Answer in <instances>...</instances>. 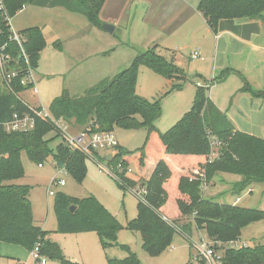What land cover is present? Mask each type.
<instances>
[{"label": "trees", "instance_id": "obj_1", "mask_svg": "<svg viewBox=\"0 0 264 264\" xmlns=\"http://www.w3.org/2000/svg\"><path fill=\"white\" fill-rule=\"evenodd\" d=\"M106 1L4 0L3 6L0 4V242L31 253L39 247L41 256L61 264L73 263L62 248L48 238L50 232L35 224L31 187L11 183L25 176L22 153L39 166L52 157L56 167L64 169L78 183L87 175V158L72 151L64 141L55 150L51 148V142L61 137V131L51 120L38 119L35 129L27 133L5 130L14 114L32 112L20 93L34 85L24 86L21 81L29 70L38 69L47 46L40 27L17 32L20 45L14 39L10 21L28 5L61 7L86 17L92 26L104 30L100 14ZM199 11L215 30L221 21L262 16L264 0H201ZM55 45L58 48L60 43ZM158 49V46L149 48L135 58L129 68L114 78L100 81L84 96L72 97L64 90L51 103V115L55 120L74 122L93 132L96 126L100 132L147 130L144 146L136 151L119 146L113 164H122L125 169L120 177L122 181H116L120 189L127 191V188L140 186L147 190L145 202H138L137 217L128 222L126 228L141 235L142 247L148 255L163 254L175 234L188 237L193 225L207 231L216 250H219L218 243L237 244L248 225L264 220V211L214 202L204 197V187L219 173L242 177L234 186L238 195L254 184L264 183V139L237 131L209 98L210 86H197L191 109L165 133L159 132L155 123L162 117V104L160 100L150 102L137 94L139 69L144 65L167 80L181 82L172 85V91L183 90L186 73L174 58L168 60ZM2 71L6 76L16 73L10 84L12 92L1 78ZM230 72L225 70L218 81L226 80ZM242 79L240 92L264 99V92L254 91L249 82ZM50 134L54 136L48 138ZM154 142L158 149L154 148ZM215 147L217 155L209 161L206 158L214 153ZM129 168L134 171H127ZM71 207H75L74 212ZM54 210L59 233L95 232L103 249L117 246L124 226L95 197L77 199L59 194ZM163 214L173 219L172 222L165 220ZM185 218L187 223L180 224ZM121 247L128 256L121 260L108 259V264H141L129 247ZM220 264H264V245L224 248Z\"/></svg>", "mask_w": 264, "mask_h": 264}, {"label": "rangeland", "instance_id": "obj_2", "mask_svg": "<svg viewBox=\"0 0 264 264\" xmlns=\"http://www.w3.org/2000/svg\"><path fill=\"white\" fill-rule=\"evenodd\" d=\"M120 1L123 2V6L117 8L116 14L121 17V23L112 25L116 28L114 33L94 27L86 17L70 13L63 8L43 10L44 14H47L49 22L45 29L47 46L40 60L39 68L34 74L37 79L36 86L40 93L34 94V87L20 93V98L31 104L41 101L43 107L49 110L57 90L61 92L62 88H67L73 97L84 96L86 90L106 78H114L129 68L135 58L151 48L149 45L154 35L147 36L149 29L146 27L149 26L146 22L149 18L147 11L152 9V2L148 0ZM160 3L169 12L183 7L182 0H160ZM37 9L35 6H29L25 8V11H37ZM22 12H18L14 17H20ZM242 19L244 18H238L237 21H242ZM13 20L11 19L10 24L14 30H17L16 20ZM101 22L102 24H109L105 21ZM176 35L180 40L178 43L167 42L169 39L162 35L157 37L162 38L159 39L162 41L158 42L165 47H168L167 45L173 47L196 46L198 43L197 40H188L187 36ZM57 42L60 43V48L56 47ZM216 44L217 41L215 40L214 47ZM181 53L184 61H188L191 49L186 47ZM189 63L187 66H189L191 78L184 83L186 88L181 91H172V85L168 80L147 66L143 65L139 69L138 95L150 102L160 100L162 104V117L155 123L158 131L165 133L191 108L197 86L206 87L205 84H210L213 81L214 86L211 89V95L214 98L221 100L227 106L233 100V114L237 119L242 120V122L234 121V123L264 139V99L255 98L250 94L254 98L255 104L253 106L250 102L238 104L241 98L239 94L234 93L228 96V92H232L236 88L231 84L232 82L225 86L221 85L225 80L218 81L223 73L221 69L214 71L212 64L209 65L207 62L202 63L197 60ZM42 72L59 75H53L51 79H48L43 76ZM193 77L194 82H192ZM198 82H200L199 85H197ZM249 83L254 91L264 92V79L261 70L250 73ZM238 93L241 92L238 91ZM233 97L234 99H232ZM238 105L243 112V117L238 116V110H236ZM71 123L67 124L69 126L68 133L76 135L78 128L76 126L71 128ZM53 136L50 134L48 138ZM115 136L122 147L136 151L144 146L147 130L144 128L139 130L116 129ZM62 142V137H60L51 142L50 146L55 150ZM154 148L158 149L156 142H154ZM214 153L217 155L216 147ZM22 161L25 176L11 184L31 187L33 214L39 222L37 225L41 224L47 230L54 232L55 241L62 247L66 258L73 264H108V259H124L128 256V252L121 246L129 247L130 251L138 256L141 264H213L211 260H207L198 251L202 244H208L213 249V261L217 264L224 255V248L244 244L246 246L264 245V220L254 222L243 230L241 244L218 243L219 250L214 249L216 245L210 241L206 230H200L193 225L190 236L182 237L178 233L175 234L169 249L159 256L152 257L143 249L141 235L126 228L127 223L137 217L139 198L129 190L120 189L115 179L101 173L95 162L87 159V175L82 183H78L68 172L58 169L52 157L42 167L33 163L26 153H22ZM132 167L136 170L135 165ZM237 179H239L237 175L219 173L214 180V183H218V185L212 188L211 183L205 185L204 191L207 190L206 188L209 189L206 192V197L208 195L214 202L230 205L234 204L240 197L238 206L264 211V183L255 184L251 187L253 190L249 188L240 195H234L231 188ZM54 180L57 182L64 180L66 184L63 187L53 185ZM50 190L54 191L55 196H49ZM59 194L77 199L93 196L108 211L115 214L120 224L124 226V229L119 233L117 246L103 249L99 236L95 232L59 233L54 210L55 198ZM169 210L173 212V206H170ZM187 221L186 218L181 219L180 224H185ZM0 250V254H4L3 248ZM22 251L24 253L20 260L0 258V264H36L31 252L25 249ZM48 264L61 263L48 259Z\"/></svg>", "mask_w": 264, "mask_h": 264}, {"label": "crops", "instance_id": "obj_3", "mask_svg": "<svg viewBox=\"0 0 264 264\" xmlns=\"http://www.w3.org/2000/svg\"><path fill=\"white\" fill-rule=\"evenodd\" d=\"M148 1L152 2V9L150 8L151 10L149 9L147 11V14H148L147 16L149 17L146 22L147 26H149V27H146L149 29V31L147 32V36L154 35L152 37V42L149 45V47L152 48L154 46H158L159 47L158 52H160L161 55H163L168 60H170L171 58H174L175 63L185 71L186 81L190 80L191 78L189 76L190 72L188 70L189 66H187V64H190L189 62L195 61L192 59L191 56L193 52L198 51L200 53L201 58H199L197 61H200L202 63L207 62L209 63V65L212 64L214 71H218L219 69H221L223 72L225 70L231 71L230 73H228V76L226 80L224 81V83L221 84V85L226 86V84H229L232 82L231 84H233V86L236 87L234 90H232V92H228V96H231L234 93H236L241 96V98L239 99L240 102L238 104H241L243 102L245 103L250 102L252 106L255 104L253 101L254 98L251 97L250 94L243 93V92L238 93V91H240L241 88L243 87L242 78H245L247 81L248 80L250 81V73H253V71L255 70H258V71L261 70V72L263 73V79H264V35H263L264 15L260 17L252 18V19L244 18L242 19V21H237L238 19L221 21L217 25L216 29L214 30L208 25L203 14L199 11V4L201 0H197V1L196 0H192V1L182 0L183 7H181L179 10H175V11L171 10L170 12L165 10V8L161 5L160 0H148ZM29 6H32V5H28L26 7H29ZM122 6H123V2H121L120 0H107L100 14L101 21H105L111 25H116V23H121V17L116 14V11L118 7L121 8ZM35 7L38 8L37 11H30V12L27 11L26 12L24 8L22 10L23 12L20 17H16V18L14 17V20L12 18L13 21L16 20L15 24L17 27V30H14L13 28L12 30L16 31L15 33H17V32L26 30L28 28L40 27L43 30L46 43H47L45 29L49 22H48L47 14H44L43 10H51V9L53 10V9H59L61 7H58V8H41L37 6ZM61 15H64V13H61ZM176 34L187 36L188 40H193V41L197 40L198 43L196 46L184 45V46H174L173 47V46L167 45L168 47H165V46H162L158 42V41H162V40H159L162 38H157V37H160L162 35L166 37L167 39H169L167 42L178 43L180 40H178ZM215 40L217 41L216 47H214L213 45ZM186 47H189L191 49V54H190L188 61H184L183 54L181 53V51L186 49ZM44 51L41 54V58H42ZM1 63H2V58L0 55V66H1ZM36 71L34 72V74L36 73ZM42 73L44 74L43 76L48 79H51L53 75H59L55 73H51V74H47L45 72H42ZM194 81L195 80L193 77L192 82ZM168 82L171 85L178 84L177 80H173V81L168 80ZM34 83H35L34 84L35 90H37L36 95H38L40 92L36 86L37 79L35 78V76H34ZM199 83L200 82H198V84ZM204 86L206 87L210 86V90L208 93L209 98L219 108L221 112L226 114V116L232 122L233 126L235 127L237 131H240V132H243L251 136L258 137V138H262L261 136H258L257 134L253 133L252 131H249L246 128H243L242 126H237L234 123V121L242 122V120L237 119V117H235V115L233 114V102H232L233 100L231 101L229 106H227L223 104L221 100L214 98L213 95H211V89L214 86L213 81H211L210 84H205ZM185 88L186 87L184 86L183 89ZM137 89H138V86H137ZM64 90H68V92L71 95V92L69 91V89L62 88L61 92L57 90L56 92L57 94H55L54 96L55 98H53L52 102L56 98L61 96ZM34 94H35V91H34ZM232 99H234V97ZM24 102L31 109H40L41 107H43L41 101L37 102L36 104H31L30 102H26V101ZM236 110H238V116L243 117V112L239 109V105L236 107ZM74 126L78 128L76 132L77 134L85 130L84 128L79 127L74 122H72L70 127L74 128ZM119 145L122 146L120 142H119ZM215 156H216L215 153H213L206 159H208L209 161H212L215 158ZM214 180L211 182V188L218 185V183H214ZM241 180H242V177L239 176V179H237V182H234V184H232L233 186L231 188V192L234 195H238L234 191V186L235 184L239 183ZM251 187L250 189H252ZM206 189L209 190L208 188ZM207 190L204 191V197L207 199H211L208 195L206 197ZM30 200L32 202L31 195H30ZM239 201H240V197L237 198L235 203L232 205H239L237 204ZM32 206H33V203H32ZM110 213L113 214L112 212ZM113 215L117 218L115 214ZM163 216L165 220L172 222L173 219H170L168 216L164 214ZM34 220H35L36 225L39 224L38 220L35 217H34ZM37 226H39L45 231L50 232V235L48 238L52 242L58 244L54 239V234H53L54 232L47 230L46 227L41 224ZM241 243H242V240L240 239V241L237 244H241ZM244 245L246 246V244ZM237 246H240V245H237ZM1 248H3L4 254H0V258L20 260V257H22L24 253L22 251L23 249L22 247L8 245V244H4L0 242V249ZM0 253H1V250H0ZM200 264H203V263H200Z\"/></svg>", "mask_w": 264, "mask_h": 264}, {"label": "built area", "instance_id": "obj_4", "mask_svg": "<svg viewBox=\"0 0 264 264\" xmlns=\"http://www.w3.org/2000/svg\"><path fill=\"white\" fill-rule=\"evenodd\" d=\"M3 1L4 0H0L1 6H3ZM14 39L21 45V40L17 33H15ZM191 57L193 60H198L199 58H201L198 51L193 52ZM14 77H16V73L6 76L2 71L1 78L5 81L7 89L11 92L13 91V89L10 84ZM28 84H35L34 72L32 70H29L28 76L21 81V85L25 86ZM34 91L35 93H37V90ZM31 111V113H25L22 115L18 113L14 114L11 121H9L5 125V130L7 132L27 133L35 129L36 121L38 119L51 120L61 131L62 140L67 147H69L72 151H77L84 154L88 160H92L93 162H95L99 166V170L101 173H105L113 177L115 181H122L120 177L121 174L125 172L124 167L122 166V164H113V160L117 155V148L120 146L114 132H100L98 131V127L96 126L95 132H93V130L91 129H85L79 134L71 135L70 133H68V123L55 120L52 117L50 110L41 107L40 109H32ZM110 155L112 157L111 160H107L106 157ZM40 167H42V165H40ZM127 171L133 172L134 170L132 168H129V170ZM52 184L63 187L65 186L66 182L64 180L59 182L54 180ZM127 190L136 195L140 201L145 202V196L147 194V190L145 188L137 186L134 188H127ZM49 196H55L54 191L50 190ZM174 227L176 228V230H180L176 226ZM198 251H200L207 260H211L213 264H216L215 261H213L214 251L213 249H211V247L208 246V244H202L199 247ZM32 254L37 264H47L48 259L40 255L39 247H37L32 252ZM221 258L218 260L217 264H220Z\"/></svg>", "mask_w": 264, "mask_h": 264}, {"label": "water", "instance_id": "obj_5", "mask_svg": "<svg viewBox=\"0 0 264 264\" xmlns=\"http://www.w3.org/2000/svg\"><path fill=\"white\" fill-rule=\"evenodd\" d=\"M103 29L109 33H113L115 30V27L112 25H108V24H103ZM111 155L106 157L107 160H111ZM75 211V207H71V212Z\"/></svg>", "mask_w": 264, "mask_h": 264}]
</instances>
